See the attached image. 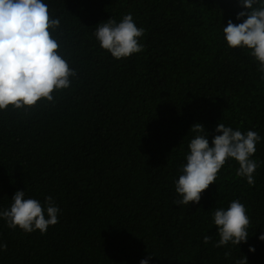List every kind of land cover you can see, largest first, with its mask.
<instances>
[{"label": "trees", "instance_id": "16d2710c", "mask_svg": "<svg viewBox=\"0 0 264 264\" xmlns=\"http://www.w3.org/2000/svg\"><path fill=\"white\" fill-rule=\"evenodd\" d=\"M44 3L76 76L53 102L0 110V210L17 191L42 206L51 196L59 222L26 234L0 218V264H264V73L223 34L242 22L239 0ZM126 14L144 29L143 50L117 60L95 32ZM220 122L260 135L254 185L230 158L199 204L177 205L190 141L211 144ZM197 123L203 133L191 131ZM232 201L247 209L248 241L217 248L213 214Z\"/></svg>", "mask_w": 264, "mask_h": 264}, {"label": "clouds", "instance_id": "9594fccd", "mask_svg": "<svg viewBox=\"0 0 264 264\" xmlns=\"http://www.w3.org/2000/svg\"><path fill=\"white\" fill-rule=\"evenodd\" d=\"M239 4L245 10L236 18L242 22L229 20L223 27L224 38L229 48L249 50L259 63L258 71L264 73V0H239ZM60 26V19L52 17L44 0H0V110L33 108L44 100L53 102L55 92L70 87V78L76 72L60 55V44L52 35ZM143 36L144 29L137 27L131 14L124 15L119 23L115 19L102 22L95 32L102 49L117 60L140 53ZM204 130L200 123L191 128L196 133ZM215 131L218 134L211 144L208 135L202 134L190 141V153L175 184L180 197L175 201L177 205L199 204L202 193L215 183L230 158L239 164L237 176L254 185L259 165L251 157L256 153L260 135L251 130L244 134L221 122ZM12 201L10 208L0 210V218L10 229L46 234L50 226L59 222L60 209L51 196L42 206L36 199L25 198V191H17ZM213 221L220 238L215 247L247 243L250 219L241 202L232 201L226 210L217 208ZM259 239L264 241V235ZM210 240L208 235L203 237L205 245ZM0 250L6 251L7 244H0ZM249 251L254 253L255 248L250 247ZM149 259L140 264H149ZM237 264H247V258Z\"/></svg>", "mask_w": 264, "mask_h": 264}]
</instances>
